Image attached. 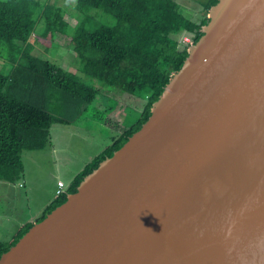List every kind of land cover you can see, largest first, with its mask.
<instances>
[{
    "label": "water",
    "instance_id": "obj_1",
    "mask_svg": "<svg viewBox=\"0 0 264 264\" xmlns=\"http://www.w3.org/2000/svg\"><path fill=\"white\" fill-rule=\"evenodd\" d=\"M150 115L0 264H264V0H218Z\"/></svg>",
    "mask_w": 264,
    "mask_h": 264
},
{
    "label": "trees",
    "instance_id": "obj_2",
    "mask_svg": "<svg viewBox=\"0 0 264 264\" xmlns=\"http://www.w3.org/2000/svg\"><path fill=\"white\" fill-rule=\"evenodd\" d=\"M63 1L83 15L75 17L73 12L66 18V8L56 0H0V46L6 47L0 59L10 66L0 68V180H23L22 153L44 148L52 124L71 125L99 94V89L46 56L48 48L59 47L57 36L69 38L66 45L84 78L93 77L124 95L136 96L134 105L140 113L112 135L67 186L60 187L57 180L55 197L33 220L16 224L10 234L6 227L0 228V255L140 128L152 103L182 66L190 42L202 35L208 10L218 0H200L199 18H192L177 0ZM91 10L108 15L109 20H93L88 16ZM36 41L42 46L37 55Z\"/></svg>",
    "mask_w": 264,
    "mask_h": 264
},
{
    "label": "rangeland",
    "instance_id": "obj_3",
    "mask_svg": "<svg viewBox=\"0 0 264 264\" xmlns=\"http://www.w3.org/2000/svg\"><path fill=\"white\" fill-rule=\"evenodd\" d=\"M56 1L66 8V18H69L67 14L72 16L73 12L75 17L83 15L75 13L76 10L71 4L67 5L63 0ZM177 2L189 10L188 14L192 18L200 17V0ZM91 11H88V16L93 20H109L108 15L96 12L98 10ZM68 39L64 35L57 36L59 47L48 48L46 56L51 55L52 61L63 68L71 69L88 85L99 89V94L71 125L52 124L50 141L44 148L22 153L25 169L23 180L15 183L0 180V228L6 227V234H10L16 224H23L39 215L55 197L57 180L67 186L70 178L100 152L110 137L133 122L140 113V108L134 105L138 101L136 96L124 95L120 89L105 85L93 77L84 78L83 73L76 69L73 51L66 45ZM183 39L190 42L186 36ZM39 43L41 42H35L33 53L36 55L42 50ZM1 52H6L5 46H0ZM5 64L0 59V68L5 70L10 67ZM108 105L110 107L107 110Z\"/></svg>",
    "mask_w": 264,
    "mask_h": 264
},
{
    "label": "built area",
    "instance_id": "obj_4",
    "mask_svg": "<svg viewBox=\"0 0 264 264\" xmlns=\"http://www.w3.org/2000/svg\"><path fill=\"white\" fill-rule=\"evenodd\" d=\"M58 185L62 187L63 183L61 181H58Z\"/></svg>",
    "mask_w": 264,
    "mask_h": 264
}]
</instances>
